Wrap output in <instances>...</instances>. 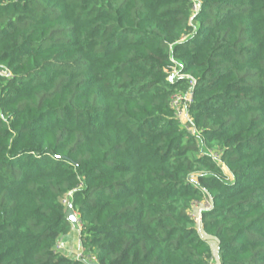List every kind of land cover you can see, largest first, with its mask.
<instances>
[{
  "label": "trees",
  "instance_id": "obj_1",
  "mask_svg": "<svg viewBox=\"0 0 264 264\" xmlns=\"http://www.w3.org/2000/svg\"><path fill=\"white\" fill-rule=\"evenodd\" d=\"M204 200L264 264V0H0V264H211Z\"/></svg>",
  "mask_w": 264,
  "mask_h": 264
},
{
  "label": "built area",
  "instance_id": "obj_2",
  "mask_svg": "<svg viewBox=\"0 0 264 264\" xmlns=\"http://www.w3.org/2000/svg\"><path fill=\"white\" fill-rule=\"evenodd\" d=\"M194 8H195V10H197L198 5L195 4ZM173 70H175V69H173ZM191 100H192L191 93H189L187 96H183L182 94H176L171 99V107L174 111V117L178 121L180 126L189 132H193V131L195 132V128L192 126L191 119H190V117L186 111V108L191 103ZM182 117L186 119L188 126H186V125L182 126L183 125L181 122ZM62 203L68 204L67 199L62 200ZM209 207H210V203L207 200H204L201 203L200 210H198V213L196 214L197 216H194L193 213L191 212V216H192L194 222L200 223L201 211L204 209H208ZM55 249H56V251H60L61 250L60 245L57 244Z\"/></svg>",
  "mask_w": 264,
  "mask_h": 264
},
{
  "label": "crops",
  "instance_id": "obj_3",
  "mask_svg": "<svg viewBox=\"0 0 264 264\" xmlns=\"http://www.w3.org/2000/svg\"><path fill=\"white\" fill-rule=\"evenodd\" d=\"M74 232L75 231L72 229V232L69 235L60 239L59 243L61 246V250L59 252L68 257L78 259L83 257L82 248L79 242V235L78 233L75 234ZM85 258L87 264H97L92 258H89L88 256H86Z\"/></svg>",
  "mask_w": 264,
  "mask_h": 264
},
{
  "label": "rangeland",
  "instance_id": "obj_4",
  "mask_svg": "<svg viewBox=\"0 0 264 264\" xmlns=\"http://www.w3.org/2000/svg\"><path fill=\"white\" fill-rule=\"evenodd\" d=\"M177 74H178L177 70H172L171 73H170L169 79L172 80L173 78H176ZM181 122L183 124L182 126H184V125L188 126V123L186 122L185 118L182 117ZM201 151L204 152L205 150L201 147ZM209 153H211L213 156L216 155L215 152H213V151H210ZM200 208H201V204H197L196 203V204L193 205L192 213H193L194 216H197L196 214L198 213V210H200ZM195 226L197 228V231L201 235V237L207 241V243L209 244V246H210V248H211V250L213 252V256L214 257H213L212 261H210V263L211 264H216V262H217V259H216V257H217V243H216V241L214 239L210 238V237H206L205 236V234L203 233V231L201 229L200 223L195 222ZM72 228L75 231L74 232L75 234L79 233V228H80L79 224L72 226ZM58 244L60 245V243H58Z\"/></svg>",
  "mask_w": 264,
  "mask_h": 264
},
{
  "label": "water",
  "instance_id": "obj_5",
  "mask_svg": "<svg viewBox=\"0 0 264 264\" xmlns=\"http://www.w3.org/2000/svg\"><path fill=\"white\" fill-rule=\"evenodd\" d=\"M67 217L69 218V220L72 222L73 225L78 224V219L76 218L71 205H69L67 208Z\"/></svg>",
  "mask_w": 264,
  "mask_h": 264
}]
</instances>
